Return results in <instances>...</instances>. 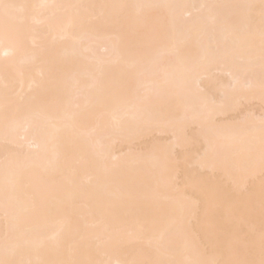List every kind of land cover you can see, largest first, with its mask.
Returning a JSON list of instances; mask_svg holds the SVG:
<instances>
[{
	"label": "bare ground",
	"instance_id": "bare-ground-1",
	"mask_svg": "<svg viewBox=\"0 0 264 264\" xmlns=\"http://www.w3.org/2000/svg\"><path fill=\"white\" fill-rule=\"evenodd\" d=\"M3 3L0 259H259L260 0Z\"/></svg>",
	"mask_w": 264,
	"mask_h": 264
},
{
	"label": "snow or ice",
	"instance_id": "snow-or-ice-1",
	"mask_svg": "<svg viewBox=\"0 0 264 264\" xmlns=\"http://www.w3.org/2000/svg\"><path fill=\"white\" fill-rule=\"evenodd\" d=\"M0 7L4 9L16 8L18 7L15 4H7L3 3V0H0ZM247 8H255L256 5H245ZM260 8V18H261V35H262V43H261V62L262 66H264V0H260L259 3ZM5 55H8L6 52ZM256 255V244L254 242L249 243L246 249V258L244 259H234L223 262V264H264V227L261 228L260 238H259V259L255 258ZM0 264H25L23 261L9 260V259H0ZM72 264V262H69ZM195 264H221L218 261L212 262H195Z\"/></svg>",
	"mask_w": 264,
	"mask_h": 264
}]
</instances>
